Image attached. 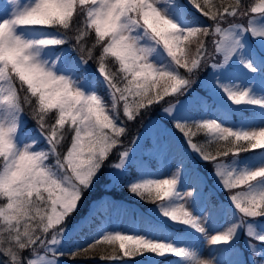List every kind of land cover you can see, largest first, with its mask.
<instances>
[{
    "label": "snow or ice",
    "instance_id": "1",
    "mask_svg": "<svg viewBox=\"0 0 264 264\" xmlns=\"http://www.w3.org/2000/svg\"><path fill=\"white\" fill-rule=\"evenodd\" d=\"M198 82L206 95L193 96ZM154 106L176 131L164 128L168 139L145 152L173 150L169 175L134 163L137 136L125 143ZM192 154L212 166L230 207L204 194L198 173L186 179ZM105 168L114 186L155 207L129 215L119 202L94 201L75 219ZM217 212L233 218L209 231ZM121 213L125 227L110 228ZM241 235L247 259L234 247ZM193 240L228 246L214 249L238 254L227 264H264V0H6L0 264H61L98 248L101 259L110 248L112 261L152 254L174 259L149 264H225Z\"/></svg>",
    "mask_w": 264,
    "mask_h": 264
},
{
    "label": "trees",
    "instance_id": "2",
    "mask_svg": "<svg viewBox=\"0 0 264 264\" xmlns=\"http://www.w3.org/2000/svg\"><path fill=\"white\" fill-rule=\"evenodd\" d=\"M204 19V18H201ZM210 23V22H208ZM97 90L102 94L105 95L104 92V88L102 86H97ZM183 98V97H181ZM173 97H167L166 100H173ZM153 117H160L161 118V111L159 106H154L153 110L149 113H147L142 120H137L136 122L130 124V132H129V136L126 138L125 143L127 144L133 135L139 137L140 136V132L141 130H143L149 123L148 120L153 118ZM147 123V124H146ZM146 124V125H145ZM28 126H31L32 128L34 127V125L31 123V121L28 122ZM251 153L248 156L253 155L254 153L252 152H248ZM246 156V157H248ZM242 157V156H240ZM142 160L152 164L154 163L153 159L147 155H143ZM135 163V162H134ZM193 166L192 162H189L187 164V169L191 170ZM195 167L200 168L202 170L201 173H204L206 175L211 174L212 172V166L210 164H205L202 161H197ZM108 169L105 168L100 176V178L93 184L92 188L86 192L84 194V197L82 199V201L80 202V207L78 209V211L75 214V219H79V217L83 216L84 214H86L88 212L89 207L92 205V203L94 201H99V198L102 197H116L119 200H122L124 202H130L133 206L137 207V208H143V209H151L153 206L152 204H147V203H143L141 201H139L137 198H135L134 196H131L127 190L125 188L120 187L119 185H115L113 184V182L111 181L110 177L108 176ZM228 195L229 193L227 191H223L221 189H216L211 193V197L214 200V202L216 201H223V203H226V201H228ZM78 236H74L72 239H78ZM65 248V251H67L68 249H70L72 247L71 242L67 243ZM102 247V246H101ZM106 247V246H103ZM111 250H107V252H105V259H101V251L98 248L95 252L89 253V255L87 257L85 256H78V257H73L74 261H79L80 264H101L100 261H107L106 263H110L113 262L112 260L107 259V255L110 253ZM117 252H118V248H117ZM149 254H145V256H148ZM71 258V256H69ZM137 258V257H135ZM134 262L137 261H130L128 258H123L122 260H119L117 262V264H136Z\"/></svg>",
    "mask_w": 264,
    "mask_h": 264
},
{
    "label": "rangeland",
    "instance_id": "3",
    "mask_svg": "<svg viewBox=\"0 0 264 264\" xmlns=\"http://www.w3.org/2000/svg\"><path fill=\"white\" fill-rule=\"evenodd\" d=\"M251 75V74H249ZM210 79V77H209ZM153 125L151 127V133H152V138H153V142H155L156 140H161V131L158 127L157 124H159L156 121H153ZM172 131V130H171ZM167 137V136H166ZM162 141V140H161ZM138 147V145H137ZM168 155V158L162 162V164L159 166V168L161 169V171L164 172V175H169L170 173L167 171V167L169 165H171L173 168L175 167L176 164V160L174 158V154L172 153V150H169L168 152H166ZM188 170V169H187ZM202 172V170L200 168H192L191 170H188V174H189V178L190 179H194L196 174L198 173L200 175V173ZM232 215L230 217H226V224H228L231 220H232ZM212 223L214 221V218L211 220ZM211 221L209 222V231L212 230L211 228ZM128 222V217L125 216L123 219V222L120 223V221H118V216L114 215V217L112 218L109 227H115L117 223H119V227L121 229H123L125 227V225ZM193 245H196L198 248L203 250V257L206 259H210L213 261H222L225 262V264H227V262L231 261L232 258L230 257V255H232L233 252H223V251H216L214 249H223L226 248V245H219V246H209L206 242H204L203 240H198V242H191ZM103 247V246H102ZM66 248V247H65ZM110 250V248H109ZM61 260V264H72V263H77V261H74L73 257H69L68 255H65L63 257L59 258ZM101 264H104L105 262L100 261Z\"/></svg>",
    "mask_w": 264,
    "mask_h": 264
}]
</instances>
